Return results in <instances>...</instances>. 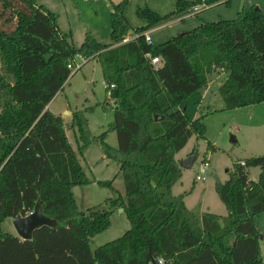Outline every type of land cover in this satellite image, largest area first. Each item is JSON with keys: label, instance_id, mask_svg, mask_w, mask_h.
<instances>
[{"label": "trees", "instance_id": "obj_1", "mask_svg": "<svg viewBox=\"0 0 264 264\" xmlns=\"http://www.w3.org/2000/svg\"><path fill=\"white\" fill-rule=\"evenodd\" d=\"M126 1L114 4L110 43L87 32L76 46L37 0H0V264H264L255 223L264 212V155L234 162L225 181L215 180L225 215L198 213L199 204L189 209L172 192L182 174L176 154L205 131L202 118L189 120L181 107L190 94L220 69L226 109L264 102V12L245 3L234 19L202 21L155 46L145 32L192 12L201 0H177L165 15L139 8L145 23L124 41ZM77 56L97 61L106 94L113 91L108 130L116 148L104 141L107 131L91 136L84 113L75 111L76 152L63 118L47 109ZM91 142L117 161L125 196L107 200L109 209L82 211L72 188L89 183L79 155ZM250 167L260 168L256 180ZM37 203L56 226L44 225L30 239L3 228L6 218L25 216ZM117 207L130 227L91 250L90 239L108 229Z\"/></svg>", "mask_w": 264, "mask_h": 264}, {"label": "rangeland", "instance_id": "obj_2", "mask_svg": "<svg viewBox=\"0 0 264 264\" xmlns=\"http://www.w3.org/2000/svg\"><path fill=\"white\" fill-rule=\"evenodd\" d=\"M122 0H37L57 16L60 30L69 35L70 40L79 46L89 32L97 41L110 43L111 13L114 4ZM193 1V0H185ZM177 0H127L123 14L129 24V33L124 41L135 35L136 28L144 25L139 16V8H149L160 15H165L176 8ZM245 3L253 4L264 12V0H217L212 3L198 2V10L172 19L163 25L156 26L149 32L152 44L157 46L179 33L193 30L202 21L215 22L220 19H234ZM72 73L62 89L48 104V110L61 115L69 142L76 152L79 137L77 127L72 129V114L75 111L84 113L91 136H98L107 131L104 141L111 147H117L116 134L108 130L113 120L114 94L109 90L106 94L100 66L95 60L76 57L72 64ZM225 73L217 69L209 78L208 85L190 94L182 103V109L189 120L202 118L205 125L204 136L192 135L185 151L198 153L193 165L182 168L180 179L172 187L173 194H182L185 205L197 207V212H211L218 215L227 213L225 205L219 199L214 182L218 178L225 181L232 170L233 163L251 156L264 155V102L248 107L226 109L219 94L218 87ZM68 112V113H67ZM80 143V141L78 140ZM81 144V143H80ZM189 153V155L193 153ZM184 154H180L178 157ZM177 156V155H176ZM80 162L89 183L74 186L73 194L78 208L85 211L88 207L100 205L109 209L108 201L118 195L125 196L124 182L118 163L107 157L101 145L91 142L85 146ZM179 160V159H177ZM210 164L204 180H195L203 161ZM249 178L256 180L259 167H250ZM99 181H111V186L100 185ZM256 228L259 235L260 257L264 260V212L256 217ZM58 223L56 222V225ZM3 228L17 234L13 219L6 218ZM130 223L122 207L112 210L108 229L90 239L91 250L97 246L122 235ZM159 261V260H158ZM162 264V261H159Z\"/></svg>", "mask_w": 264, "mask_h": 264}, {"label": "water", "instance_id": "obj_3", "mask_svg": "<svg viewBox=\"0 0 264 264\" xmlns=\"http://www.w3.org/2000/svg\"><path fill=\"white\" fill-rule=\"evenodd\" d=\"M68 113V112H67ZM198 153L193 154L178 160V165L181 168H190L194 161L197 159ZM56 220L51 219L44 215L40 203L35 204L32 212L25 216H16L13 218V226L16 230L17 235L22 239H30L33 232L44 226H56ZM153 264H161L158 260L153 259Z\"/></svg>", "mask_w": 264, "mask_h": 264}, {"label": "built area", "instance_id": "obj_4", "mask_svg": "<svg viewBox=\"0 0 264 264\" xmlns=\"http://www.w3.org/2000/svg\"><path fill=\"white\" fill-rule=\"evenodd\" d=\"M201 1H205V0H201ZM198 8H199V5L198 4H196L194 7H193V10H198ZM146 40L147 41H151L150 40V37L149 36H147L146 35ZM151 62H152V64H154V65H159V63H160V59H159V57L158 56H154V57H152L151 58ZM69 67L72 69V65H69ZM73 70V69H72ZM104 86H105V88L107 87V85H106V83H104ZM109 88H114V84H110L109 85ZM241 164H244V162L243 161H241ZM209 167H210V164H209V162L208 161H203L201 164H200V167H199V172L195 175V180H204L205 178H206V172L209 170ZM30 212H32V210L30 211ZM29 212V213H30ZM160 261V260H159Z\"/></svg>", "mask_w": 264, "mask_h": 264}, {"label": "crops", "instance_id": "obj_5", "mask_svg": "<svg viewBox=\"0 0 264 264\" xmlns=\"http://www.w3.org/2000/svg\"><path fill=\"white\" fill-rule=\"evenodd\" d=\"M187 15V14H186ZM165 24V23H164ZM163 25V24H162ZM160 26V25H159ZM198 26V25H197ZM155 28V27H154ZM154 28H151V29H149L148 31H146L145 32V35H147V36H149L150 37V42L152 43V37L149 35V32L151 31V30H153ZM134 37V36H133ZM184 102V101H183ZM182 102V103H183ZM182 103H181V107H182ZM47 109H49L48 108V105H47ZM61 116V115H60ZM264 119H260V118H258L255 122H261V121H263ZM262 123H264V122H262ZM185 149H186V145L176 154L177 156H176V158L177 159H182V158H185V157H187V156H189V153L191 152V151H189V152H187V151H185ZM180 154H184V155H182V156H180V157H178ZM74 190V187L72 188V191ZM173 192V191H172ZM74 193V192H73ZM13 219V218H12Z\"/></svg>", "mask_w": 264, "mask_h": 264}]
</instances>
